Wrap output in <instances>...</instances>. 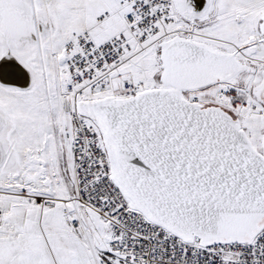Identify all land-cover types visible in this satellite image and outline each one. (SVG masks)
I'll return each instance as SVG.
<instances>
[{"label": "snow or ice", "instance_id": "snow-or-ice-1", "mask_svg": "<svg viewBox=\"0 0 264 264\" xmlns=\"http://www.w3.org/2000/svg\"><path fill=\"white\" fill-rule=\"evenodd\" d=\"M0 264H264V0H0Z\"/></svg>", "mask_w": 264, "mask_h": 264}]
</instances>
